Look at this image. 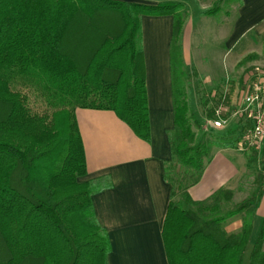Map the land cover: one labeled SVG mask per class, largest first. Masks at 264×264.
<instances>
[{
	"label": "trees",
	"instance_id": "16d2710c",
	"mask_svg": "<svg viewBox=\"0 0 264 264\" xmlns=\"http://www.w3.org/2000/svg\"><path fill=\"white\" fill-rule=\"evenodd\" d=\"M150 1L156 3L0 0V264H109V235L92 202L99 189L80 180L87 161L75 111H114L150 141L141 17L173 15L174 68L176 50L183 58L185 7ZM172 79L175 127L164 166L171 196L162 230L169 264H264V219L255 242L254 216L239 232L226 229L229 218L254 210L252 201L217 215L216 205L206 203L230 200L232 191L220 189L204 201L189 193L212 147H232L238 139L227 130L193 144L200 123L192 122L184 87ZM22 88L46 101L49 118L32 111ZM235 123L242 131L250 124Z\"/></svg>",
	"mask_w": 264,
	"mask_h": 264
},
{
	"label": "crops",
	"instance_id": "0c3cea01",
	"mask_svg": "<svg viewBox=\"0 0 264 264\" xmlns=\"http://www.w3.org/2000/svg\"><path fill=\"white\" fill-rule=\"evenodd\" d=\"M141 24L150 141L139 138L114 111H75L87 161V174L80 180L94 182L99 189L92 202L109 235V264H169L162 230L171 196L164 166L172 158L169 132L175 127L171 66L174 17L143 15ZM263 36L264 0H241L227 48L235 58L260 54ZM247 163L236 147H217L205 162L200 182L189 189L191 197L204 201L220 189L237 190ZM263 216L264 196L256 208L252 242L258 238ZM242 225L235 220L226 229L234 232Z\"/></svg>",
	"mask_w": 264,
	"mask_h": 264
},
{
	"label": "rangeland",
	"instance_id": "374dc122",
	"mask_svg": "<svg viewBox=\"0 0 264 264\" xmlns=\"http://www.w3.org/2000/svg\"><path fill=\"white\" fill-rule=\"evenodd\" d=\"M175 1L185 6L181 12L184 16L181 38L183 58L181 61L179 50H176V63L174 68L172 67V76L177 82V88L184 87L191 107L192 122L196 119L200 123V127L193 128L196 134L193 144H197L201 138L208 139L210 132L225 134L227 130L232 140L239 139L242 128L237 123L234 124L232 121L233 123L223 130L213 129L207 123V118L212 117V115L206 116L207 110L219 107L221 100L229 94L231 102L228 110L232 112L242 98L246 78L256 67L264 72V36L260 39L262 45L260 54L248 53L244 57L235 58L234 53L227 48L226 40L241 0ZM140 2L156 3L150 0H140ZM21 90L27 96V103L33 112L50 117L52 109L43 98L32 89L22 88ZM236 146L234 144L232 147ZM216 148L212 147L210 155ZM239 152L246 156L248 162L240 187L232 191L230 200L218 197L206 203L210 206L216 205L217 208L214 211L217 215H225L246 201L253 202V211L250 212L248 209L242 211L229 218L227 225H231L235 220H240L244 224V221L252 216L255 219L256 208L264 196V141L257 152L248 154ZM241 229L234 232H239Z\"/></svg>",
	"mask_w": 264,
	"mask_h": 264
},
{
	"label": "built area",
	"instance_id": "2783aa9c",
	"mask_svg": "<svg viewBox=\"0 0 264 264\" xmlns=\"http://www.w3.org/2000/svg\"><path fill=\"white\" fill-rule=\"evenodd\" d=\"M245 82L242 98L233 111L228 110L230 106L223 98L220 106L214 108L212 117L207 118V123L213 129L223 130L239 118L248 121L250 124L242 131L236 149L244 153H252L257 152L264 141V72L256 67Z\"/></svg>",
	"mask_w": 264,
	"mask_h": 264
}]
</instances>
